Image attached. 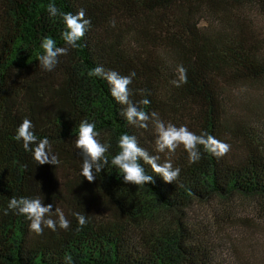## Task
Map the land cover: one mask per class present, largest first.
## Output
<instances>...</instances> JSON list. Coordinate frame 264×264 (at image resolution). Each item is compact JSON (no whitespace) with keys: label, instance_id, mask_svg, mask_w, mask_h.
I'll return each mask as SVG.
<instances>
[{"label":"trees","instance_id":"1","mask_svg":"<svg viewBox=\"0 0 264 264\" xmlns=\"http://www.w3.org/2000/svg\"><path fill=\"white\" fill-rule=\"evenodd\" d=\"M50 2L73 14L84 9L91 26L81 46L46 71L37 59L42 40L67 47L62 21L49 18ZM180 65L187 83L176 87ZM97 66L134 72L131 99L150 101L138 107L207 132L230 152L217 158L201 148L199 162L189 163L181 146L171 156L176 181L165 183L140 161L154 183L125 184L111 165L120 135L135 136L160 163L169 156L155 151L152 123L129 125L107 81L88 75ZM254 86L264 87V0H0V264H69L66 254L71 264H264V252L227 260L211 226L190 216L197 204L251 197L263 201L264 218V101ZM25 118L38 139H49L57 165L37 164L14 139ZM83 120L111 145L93 182L81 175L75 146ZM13 196L52 204L70 227L61 229L53 215L56 230L37 235L25 216L5 215ZM75 213L86 218L82 228Z\"/></svg>","mask_w":264,"mask_h":264},{"label":"clouds","instance_id":"2","mask_svg":"<svg viewBox=\"0 0 264 264\" xmlns=\"http://www.w3.org/2000/svg\"><path fill=\"white\" fill-rule=\"evenodd\" d=\"M49 18H59L64 30L61 33V39L67 47L57 46V42L52 37H45L41 42L42 54L38 55L39 66L46 70L52 71L59 63V57L66 56L69 49L80 47V41L84 38L86 31L91 26V21L86 19L84 9H79L76 14L65 12L59 9L54 2H50L46 6ZM114 23V22H113ZM178 80L172 81L173 85L180 87L187 83V69L182 65L178 66ZM88 75L100 77L107 81L110 86V94L114 100L124 106L122 115L127 123L133 127L147 130L151 122L155 134V151L157 153H168L169 158L160 163V156L150 154L145 148H142L135 136L122 134L118 140L119 152L112 156L111 165L119 170L125 184L135 186H144L154 183L153 177L146 174L144 165L150 166L153 173L160 176L165 183H173L179 178L180 169L174 168L171 162V156L175 154L181 146L188 154L189 163H197L202 158L203 153L210 154L217 158L224 157L231 150V145L217 139L207 132H201L199 135L190 131L186 125L177 127L171 122L165 123L159 118L156 112L149 114L139 105L148 106L150 101L142 99L134 102L131 97L133 95L130 85L133 82L135 73L127 76L120 75L114 70L105 71L102 66L89 71ZM100 133L96 130V124L88 120L81 121L78 134L75 139V146L80 150L83 159L81 175L89 182H93L97 173L109 164L108 153L110 144L102 143L99 139ZM14 139L17 142H23L25 151L33 154V159L39 165L51 164L57 165L59 160L56 155L52 154L50 141L47 137L38 139L33 131L32 122L25 118L18 126ZM30 145H35L31 148ZM53 205H43V201L39 198H17L13 196L8 203V210L16 212L18 215L25 216L30 221V231L41 235L44 228L47 227L52 231L56 230L57 221L52 219L53 215H58V223L61 229L67 230L70 227V221L58 210L52 211ZM78 225L82 228L86 224V218L80 213L74 214ZM71 264V256L66 254L65 257Z\"/></svg>","mask_w":264,"mask_h":264},{"label":"rangeland","instance_id":"3","mask_svg":"<svg viewBox=\"0 0 264 264\" xmlns=\"http://www.w3.org/2000/svg\"><path fill=\"white\" fill-rule=\"evenodd\" d=\"M253 92L260 101H264V87L254 86ZM262 202V200L251 197H236L229 205L219 201L207 205L197 204L190 212V216L192 219L210 225L223 257L237 261L244 251L249 256L260 255L264 252V218L261 217L260 212ZM229 218L234 222L229 221ZM239 218L242 222H239ZM224 219L226 223L222 221ZM252 222L253 226H249ZM225 235L230 238L228 243L224 242L227 237Z\"/></svg>","mask_w":264,"mask_h":264}]
</instances>
